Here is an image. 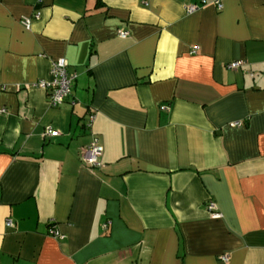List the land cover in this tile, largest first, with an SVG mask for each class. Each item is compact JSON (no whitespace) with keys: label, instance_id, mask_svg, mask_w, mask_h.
<instances>
[{"label":"crops","instance_id":"crops-1","mask_svg":"<svg viewBox=\"0 0 264 264\" xmlns=\"http://www.w3.org/2000/svg\"><path fill=\"white\" fill-rule=\"evenodd\" d=\"M199 1L0 0V264H264V0Z\"/></svg>","mask_w":264,"mask_h":264},{"label":"built area","instance_id":"built-area-1","mask_svg":"<svg viewBox=\"0 0 264 264\" xmlns=\"http://www.w3.org/2000/svg\"><path fill=\"white\" fill-rule=\"evenodd\" d=\"M207 3L206 0H200L198 4H191L186 6V12L191 14L197 11L201 6H204ZM213 5L217 10L222 9V4L219 0H214ZM35 18H38V14L34 15ZM22 26L29 30L30 28V18L21 19ZM127 33L122 31L119 33L121 38H125ZM197 48H193L190 54H195ZM243 65L242 62H232L227 65V68L231 70H236ZM68 63L64 58H59L56 60L50 61V80L49 81H38L34 84V87L44 90L48 96V105L49 107H58L62 105L72 94L73 84L76 80V75L74 73H69L67 71ZM164 109V108H163ZM4 112V110H1ZM94 120V115L89 116L88 123L86 125L89 128ZM234 126H240L239 122L233 124ZM45 136L55 137L58 136V132L52 130L50 127L47 128L44 132ZM102 148L97 136H92L89 144L82 148L80 153V161L90 170H94L101 167V156ZM207 209L211 214L213 219H219L221 217L220 213L217 212L216 207L213 203L209 202L207 204ZM7 227H11L12 223L10 221L6 224ZM103 229H107V224L103 225ZM49 234L55 238L62 239L63 237L55 229H50ZM220 261L227 262L226 256H221Z\"/></svg>","mask_w":264,"mask_h":264}]
</instances>
